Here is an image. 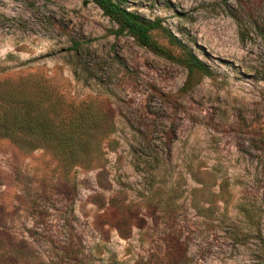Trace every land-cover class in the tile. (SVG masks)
Returning a JSON list of instances; mask_svg holds the SVG:
<instances>
[{
  "label": "rangeland",
  "instance_id": "1",
  "mask_svg": "<svg viewBox=\"0 0 264 264\" xmlns=\"http://www.w3.org/2000/svg\"><path fill=\"white\" fill-rule=\"evenodd\" d=\"M123 5L213 76L183 90L180 47L116 35L90 0H0V115L14 96L75 134L0 125V264H160L175 235L178 264H264V0ZM111 200L127 237L96 227Z\"/></svg>",
  "mask_w": 264,
  "mask_h": 264
},
{
  "label": "trees",
  "instance_id": "2",
  "mask_svg": "<svg viewBox=\"0 0 264 264\" xmlns=\"http://www.w3.org/2000/svg\"><path fill=\"white\" fill-rule=\"evenodd\" d=\"M90 1L98 5L103 14L117 25V27L113 29L116 35L128 34L133 37L138 45L147 48L155 55L170 60L174 59L173 55L154 38V31H160V33L166 36L169 43L180 47L184 54L181 59V64L188 71L187 78L182 86L183 90L190 89L202 76H213L207 64L199 59L191 49L169 30V28L163 26L161 20L148 19L136 11L129 10L123 5L125 0ZM7 101H9V103L5 113L10 117L9 120L6 121L7 117L0 115V125L8 133L13 135L14 132L15 134L17 128L26 134L34 135L38 138L39 142L42 138L47 140L50 135L60 136V138L65 137L64 139L68 140V142L69 140L72 141V138H74L75 134L72 132L61 133L60 130H57V134L53 133V128L50 127L48 121L42 117L41 113L39 114L36 110L30 111V109H28L31 106V102L22 101L14 96ZM74 159L76 158H70V160ZM123 209L128 210V207L125 205H115L111 200L110 205L97 216L95 221L96 227L100 228L105 224L109 227H113L121 237H127L128 234H130L131 226H138V224L136 218L130 213H125ZM169 237L170 239H165L167 247L160 264H178V259L183 255L177 248V245L181 247V244L180 241L178 242L176 235ZM144 264H148L147 261H145Z\"/></svg>",
  "mask_w": 264,
  "mask_h": 264
}]
</instances>
